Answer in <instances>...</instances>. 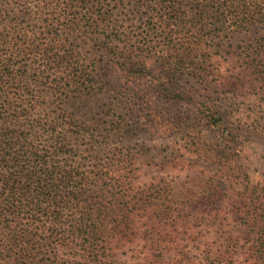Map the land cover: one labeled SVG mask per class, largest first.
Segmentation results:
<instances>
[{
    "label": "trees",
    "instance_id": "16d2710c",
    "mask_svg": "<svg viewBox=\"0 0 264 264\" xmlns=\"http://www.w3.org/2000/svg\"><path fill=\"white\" fill-rule=\"evenodd\" d=\"M239 62L264 81V0H0V264H264Z\"/></svg>",
    "mask_w": 264,
    "mask_h": 264
},
{
    "label": "rangeland",
    "instance_id": "374dc122",
    "mask_svg": "<svg viewBox=\"0 0 264 264\" xmlns=\"http://www.w3.org/2000/svg\"><path fill=\"white\" fill-rule=\"evenodd\" d=\"M249 36L242 33L226 39V51H233L239 47L236 52L241 53L242 58L245 59L243 48L246 46ZM235 65H224L223 63L221 66V72L224 70L227 76L230 77V86L224 93L227 96L226 98H232L231 102L227 103V110L231 116L236 115L238 120H242V122L248 121V123L253 120L258 126L255 131L250 130L247 133L243 140V145L247 152L252 153L250 166L252 175L256 177V181H261L264 179V81L262 83L255 81L257 72H253V68L242 67L241 62H239L238 66ZM238 73H241L243 78L241 81L235 79ZM231 84L234 85V88H232ZM123 88L124 86L117 87V89ZM166 113L176 119V133L179 136L187 132L191 133V131L198 132L202 129V124L200 125L198 120L195 119L194 109L189 105L183 103L177 105V107H167ZM184 176L185 174H182V177Z\"/></svg>",
    "mask_w": 264,
    "mask_h": 264
}]
</instances>
